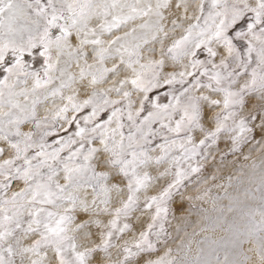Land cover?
<instances>
[{
    "label": "snow or ice",
    "instance_id": "obj_1",
    "mask_svg": "<svg viewBox=\"0 0 264 264\" xmlns=\"http://www.w3.org/2000/svg\"><path fill=\"white\" fill-rule=\"evenodd\" d=\"M0 264H264V0H0Z\"/></svg>",
    "mask_w": 264,
    "mask_h": 264
},
{
    "label": "rangeland",
    "instance_id": "obj_2",
    "mask_svg": "<svg viewBox=\"0 0 264 264\" xmlns=\"http://www.w3.org/2000/svg\"><path fill=\"white\" fill-rule=\"evenodd\" d=\"M253 158H255V157H253ZM250 162H251V161H249L248 163H250ZM257 162H258V161H257ZM223 182H224L223 180H217V181H214V182H211V183H212V184H219V183H223ZM209 186H211V185H209ZM243 187H244V186H241V189H240L241 198H243V197H242ZM212 191H213V195H220L221 197L224 196V191H223V189H219V188H215V187H213ZM228 191H229V193L232 194V195H237V192H236L234 189H228ZM190 194L195 195V193H190ZM198 203H201V202H198ZM220 203H221L222 206H227L228 203H229V201H228L227 199H222V200L220 201ZM203 206L206 207V208H210V205L207 204V203L203 204ZM177 214H179V213H177ZM229 215H233V214H229ZM219 234H220V233H217V235H219Z\"/></svg>",
    "mask_w": 264,
    "mask_h": 264
}]
</instances>
